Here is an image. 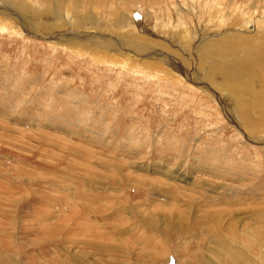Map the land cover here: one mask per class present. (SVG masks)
Instances as JSON below:
<instances>
[{"label": "rangeland", "instance_id": "1", "mask_svg": "<svg viewBox=\"0 0 264 264\" xmlns=\"http://www.w3.org/2000/svg\"><path fill=\"white\" fill-rule=\"evenodd\" d=\"M0 6V264H264V0Z\"/></svg>", "mask_w": 264, "mask_h": 264}, {"label": "bare ground", "instance_id": "2", "mask_svg": "<svg viewBox=\"0 0 264 264\" xmlns=\"http://www.w3.org/2000/svg\"><path fill=\"white\" fill-rule=\"evenodd\" d=\"M24 4V3H23ZM0 8H1V6H0ZM0 14H2L3 16H5V18H7L8 20H10V18H13L14 16L11 14L10 15V13H9V9L7 8L6 10L4 9V12L2 11V10H0ZM18 16V18L20 19V20H18L17 19V21L16 22H20L21 20H22V16L20 15V14H16V17ZM34 18V17H33ZM36 18V17H35ZM138 18H140V17H138ZM13 19H15V18H13ZM31 19V18H30ZM142 19V18H141ZM7 20V22L9 23V21ZM14 21V20H13ZM35 21H38V20H35ZM47 22V21H46ZM58 22V21H57ZM140 22V21H139ZM6 23V22H5ZM38 23H40V22H38ZM70 23H72V22H70ZM64 24V23H63ZM42 26V25H41ZM141 26V25H140ZM12 28V27H11ZM44 28H47V29H44ZM62 29V28H61ZM140 29V28H139ZM46 30V31H45ZM65 30V29H64ZM16 31V30H15ZM36 32V34H41V35H44L45 33H44V31L45 32H47L46 34H48L49 32H50V34H49V36H53L54 34H55V36L58 34L59 35V37L58 36H56L57 38H58V40L60 41V42H62L61 44H66V43H68L70 46H72V47H74V46H77V44L75 45V43L73 42V41H75L76 39H80V38H78V35L76 36V34L77 33H74L73 32V30L71 31V29L70 28H68L67 29V31H70V32H72V36L74 35V37L71 39V38H68L67 36H69V32H64L63 30H58L57 28H55V27H49V26H43L42 28H40L39 30H36V29H32V27H30V24H27V29L25 30V33H27V34H30V33H32V34H35V32ZM86 32V31H85ZM85 32H81L80 33V37L82 38V39H85V37H86V42H91L92 40H94V42L95 43H92L91 42V44L93 45V46H95V47H100L101 49H103L104 50V48H105V50H107V49H109L110 50V48H108L107 47V45H106V38H107V36H105V35H103V38L102 37H100V36H95V37H93V36H91L90 35V33H85ZM57 33V34H56ZM113 34V33H112ZM71 36V35H70ZM111 36H113V35H111ZM48 37V36H47ZM115 37V36H114ZM138 37H143L142 35L141 36H138ZM46 38V37H45ZM87 38H89V39H87ZM93 38V39H92ZM145 37H143V39H144ZM108 39V38H107ZM52 40V39H51ZM71 40H73V41H71ZM91 40V41H90ZM116 39H114L113 41H115ZM55 41V40H54ZM105 41V42H104ZM123 41V40H122ZM59 43V42H58ZM78 43V42H77ZM121 43V42H120ZM111 45V44H110ZM83 46V45H82ZM87 46V45H86ZM85 46V47H86ZM112 46V45H111ZM119 46V45H118ZM120 46H121V49H122V51H123V55H124V57H123V55H121V57H120V55L118 56V57H120L119 59L122 61V60H125L126 58H129V57H127L126 55L128 54V55H132V57H134L135 56V52L139 55L140 53L139 52H137V51H131L130 53H126L127 51H129L130 49H123V47H126V45H124V41H123V43L122 44H120ZM131 47V46H130ZM143 48H145V47H143ZM75 49H76V47H75ZM74 49V50H75ZM81 49H83V48H81ZM87 49V48H86ZM100 49V52H98L99 54H103V56L106 58V56H107V60H108V58L110 59V60H112V57L111 56H108L106 53H103V50H101ZM119 49V48H118ZM120 49V50H121ZM148 48H146L145 49V54H148L149 56L150 55H158L157 53H159V55L160 56H162V57H164L165 58V62L168 64V65H170L169 63H171V67L172 68H175L176 70H179V66H176V61L175 60H172L171 62H170V57L167 55H163L162 53H160V52H158V51H155V50H152V49H150V51L149 50H147ZM143 50V49H142ZM108 51V50H107ZM110 51H112V49L110 50ZM119 51V50H118ZM139 51V50H138ZM115 52V51H114ZM121 52V51H120ZM110 55V54H109ZM118 54L115 52L114 53V55H112V56H117ZM174 58V57H173ZM175 61V62H174ZM122 62H124V61H122ZM179 64V63H178ZM185 65H187V64H185ZM181 66V65H180ZM220 67V66H219ZM217 68V67H216ZM173 70V69H172ZM191 70V69H190ZM184 72V71H183ZM187 72V71H186ZM193 73V72H192ZM175 75V74H174ZM173 75V76H174ZM184 75H185V73H184ZM195 75V74H194ZM186 76V75H185ZM191 76V75H190ZM189 76V74L187 75V80H189V81H191V80H193L191 77ZM193 76V75H192ZM212 77V76H211ZM212 79V78H211ZM215 79V78H214ZM202 80V79H201ZM203 81V80H202ZM185 82H188V81H185ZM201 83V82H200ZM190 84V83H189ZM212 85H213V83H211ZM216 84V83H215ZM264 99V98H263ZM243 115H245L244 113H243ZM242 119V118H241ZM242 121H244V123L245 124H247L246 126H247V128L249 129V131L250 132H252V130H254V132H255V126L258 124V122L257 121H253V123H252V120H250V119H248V117H246V120L245 119H242ZM252 123V124H251ZM245 136V135H244ZM180 173V172H179ZM181 175V174H180ZM183 176V175H182ZM185 177V176H184ZM127 178V177H126ZM92 185V184H91ZM173 194V193H172ZM111 201V200H110ZM118 202V201H117ZM108 206V205H107ZM110 206V205H109ZM120 211H122V213H125V209L124 210H122V209H119ZM187 210H188V208H187ZM220 213V212H219ZM168 218L170 217V219H173V216L172 215H166ZM185 217H187V216H178L177 217V221L178 222H180L181 223V220H184V219H186ZM189 217V216H188ZM219 217V216H218ZM166 219V218H165ZM218 220V219H217ZM227 221V220H226ZM177 223V222H176ZM182 224H184L183 222H182ZM88 225V224H87ZM185 225V224H184ZM187 225V224H186ZM230 225V224H229ZM172 226V225H171ZM86 228V227H85ZM117 229V228H116ZM172 229H174V227L172 228ZM84 230H86V229H84ZM212 230V229H211ZM187 231V230H186ZM107 232H104V234H106ZM113 233V232H112ZM213 233H215V232H213ZM100 252V251H99Z\"/></svg>", "mask_w": 264, "mask_h": 264}, {"label": "water", "instance_id": "3", "mask_svg": "<svg viewBox=\"0 0 264 264\" xmlns=\"http://www.w3.org/2000/svg\"><path fill=\"white\" fill-rule=\"evenodd\" d=\"M33 29H35V28H33ZM39 38L42 39V40L48 41V40H46V38H44V37L39 36Z\"/></svg>", "mask_w": 264, "mask_h": 264}]
</instances>
